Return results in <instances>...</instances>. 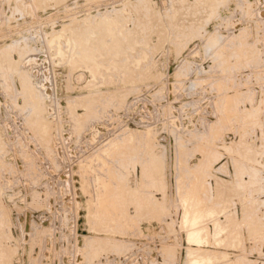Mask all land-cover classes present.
<instances>
[{
    "label": "rangeland",
    "instance_id": "rangeland-1",
    "mask_svg": "<svg viewBox=\"0 0 264 264\" xmlns=\"http://www.w3.org/2000/svg\"><path fill=\"white\" fill-rule=\"evenodd\" d=\"M0 264H264V0H0Z\"/></svg>",
    "mask_w": 264,
    "mask_h": 264
},
{
    "label": "bare ground",
    "instance_id": "bare-ground-1",
    "mask_svg": "<svg viewBox=\"0 0 264 264\" xmlns=\"http://www.w3.org/2000/svg\"><path fill=\"white\" fill-rule=\"evenodd\" d=\"M39 1H40V0H39ZM73 34H74V30L72 29V30L70 31V38L73 37ZM77 34H78V33H77ZM74 35H75V34H74ZM81 35H82V34H80V36H81ZM77 36H78V35H77ZM77 36H76V38H77ZM82 37H83V36H82ZM82 37H81L82 40H80V41H83V38H82ZM84 37H85V36H84ZM76 38H74V39H76ZM77 39H78V38H77ZM79 39H80V38H79ZM79 39H78V40H79ZM78 40H77V41H78ZM84 40H85V39H84ZM86 40H87V38H86ZM80 41H79V42H80ZM85 42H86V41H85ZM91 42H92V41H91ZM84 45H85V44H84ZM76 46H77V45H76ZM76 46H75V47H76ZM89 46H90V45H89ZM78 47H79V46H78ZM85 47H86V46H85ZM90 47H91V46H90ZM87 48H88V47H87ZM91 48H93V47H91ZM82 50H83V49H82ZM88 51H89V50H88ZM92 51H93V50H92ZM85 52H86V50H85ZM81 53H82V52H81ZM89 53H91V50H90ZM89 53H87V56H86V55H84V56H86V58H90V55H92V54H89ZM88 54H89V55H88ZM190 234L193 235L192 232H191ZM190 234H189V235H190Z\"/></svg>",
    "mask_w": 264,
    "mask_h": 264
}]
</instances>
